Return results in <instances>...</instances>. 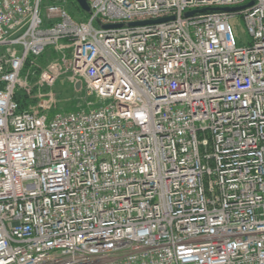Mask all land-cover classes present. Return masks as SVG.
<instances>
[{"label": "built area", "instance_id": "obj_1", "mask_svg": "<svg viewBox=\"0 0 264 264\" xmlns=\"http://www.w3.org/2000/svg\"><path fill=\"white\" fill-rule=\"evenodd\" d=\"M87 2L0 0V264H264V0Z\"/></svg>", "mask_w": 264, "mask_h": 264}, {"label": "rangeland", "instance_id": "obj_2", "mask_svg": "<svg viewBox=\"0 0 264 264\" xmlns=\"http://www.w3.org/2000/svg\"><path fill=\"white\" fill-rule=\"evenodd\" d=\"M51 0H43L44 7L50 2ZM66 9L69 11H73V7L70 5L69 1L67 0ZM75 12V11H74ZM42 16L45 17V9L42 12ZM232 25L235 29V34L238 38V40L242 43V45H248L251 41V38L249 37L247 33V29L245 26L244 19L242 17H238L237 19L233 20ZM98 23L96 24V27H98ZM58 58V54L53 51H50L49 53H46L44 56L40 57L36 61L37 68L34 67L30 69V66H28L27 70L30 71V81L34 79L32 78V72H40L39 69L46 67L49 65L53 60H56ZM35 82V80H34ZM52 94L53 99L56 102V107L61 112H71V111H77L86 109L89 107L91 103L98 102L94 97H88L86 92L83 89L77 90L72 82L69 79L68 74L62 75L59 80L55 83V85L52 87Z\"/></svg>", "mask_w": 264, "mask_h": 264}, {"label": "water", "instance_id": "obj_3", "mask_svg": "<svg viewBox=\"0 0 264 264\" xmlns=\"http://www.w3.org/2000/svg\"><path fill=\"white\" fill-rule=\"evenodd\" d=\"M77 5L81 8L82 11L86 12L87 14H91V8L87 2V0H74ZM254 3H250L246 6H243V7H239V8H223V9H204V10H201L199 11L200 13H205L207 11H223V12H238V11H241V10H245L251 6H253ZM197 12H191V13H187L185 14V17H191L193 15H195ZM171 20H174V18H168V19H161V20H157V21H150V22H143V23H133V24H130L129 26H139V25H150V24H158V23H165V22H168V21H171ZM114 27H121V25H117V26H104V29H110V28H114ZM81 86H82V83L81 82H78L75 86V88L77 90H80L81 89Z\"/></svg>", "mask_w": 264, "mask_h": 264}, {"label": "trees", "instance_id": "obj_4", "mask_svg": "<svg viewBox=\"0 0 264 264\" xmlns=\"http://www.w3.org/2000/svg\"><path fill=\"white\" fill-rule=\"evenodd\" d=\"M70 5L73 7V11H70L71 16L79 21H83L89 17V15L82 11L74 0H68ZM75 11V12H74Z\"/></svg>", "mask_w": 264, "mask_h": 264}]
</instances>
